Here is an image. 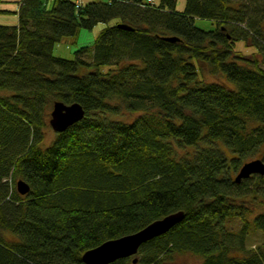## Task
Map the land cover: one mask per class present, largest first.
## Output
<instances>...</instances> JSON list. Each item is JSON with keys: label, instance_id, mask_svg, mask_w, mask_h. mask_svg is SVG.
<instances>
[{"label": "trees", "instance_id": "trees-1", "mask_svg": "<svg viewBox=\"0 0 264 264\" xmlns=\"http://www.w3.org/2000/svg\"><path fill=\"white\" fill-rule=\"evenodd\" d=\"M144 2L19 0L17 25H0V264H84L85 250L178 210L179 223L109 264L186 253L200 264H264V213L248 219L242 203L264 200V175H230L264 161V5ZM111 20L74 59L53 55L56 42ZM238 40L255 51L237 50ZM55 100L85 114L45 143ZM123 112L138 115L114 117ZM235 218L237 230L227 225ZM250 230L263 237L246 248Z\"/></svg>", "mask_w": 264, "mask_h": 264}, {"label": "water", "instance_id": "water-1", "mask_svg": "<svg viewBox=\"0 0 264 264\" xmlns=\"http://www.w3.org/2000/svg\"><path fill=\"white\" fill-rule=\"evenodd\" d=\"M117 27L123 29H132L131 26L119 22ZM168 41H175L177 36H167ZM85 111L79 102L64 103L61 100H55L52 103L48 123L54 132H62L70 125L80 121L84 117ZM253 174L264 175V161L260 158L251 159L243 162L238 168L234 181L248 178ZM16 190L19 194H25L29 191V185L22 179L16 181ZM184 217L183 210H178L158 218L141 229L102 242L101 244L85 250L81 255L84 264H109L117 259L131 257L136 255L141 244L152 238L166 233L170 228L179 223ZM134 257L132 262L135 263Z\"/></svg>", "mask_w": 264, "mask_h": 264}, {"label": "rangeland", "instance_id": "rangeland-1", "mask_svg": "<svg viewBox=\"0 0 264 264\" xmlns=\"http://www.w3.org/2000/svg\"><path fill=\"white\" fill-rule=\"evenodd\" d=\"M19 0H1L0 1V25H8V26H14L17 25V8ZM91 1H106V0H91ZM155 2H159V0H154ZM186 0H176L175 9L176 11H183L185 6ZM237 1V0H236ZM245 2H248L247 0H244ZM249 3V2H248ZM261 6L264 5V0H260ZM250 5V3H249ZM255 19V18H254ZM254 19L251 21L253 25L255 24ZM114 20H111L107 23L99 22L95 24L91 29H85L81 28L76 40H72L70 38L62 39L59 42H56L53 46V55L55 57H60L64 59H74V51L79 49L82 46H89L93 43L96 36L99 34V32L106 26L114 24ZM194 25L204 29V30H211L214 29L215 25L214 23L209 19H202V18H195ZM235 48L237 50H240L244 54H251L255 51V48L253 46H248L245 44L244 41L238 40L235 42ZM258 58H261L259 54L256 55ZM81 57L86 60H91V55L89 52H84L81 54ZM264 67V62L261 64ZM106 66H103L102 69H105ZM205 79L210 80L212 77L209 73L205 71ZM138 113H126L123 112L117 116H114L115 118H118L123 121H132L134 117H136ZM54 135V131L52 130L51 126L48 125V127L45 129V143H47ZM218 147L222 149L226 156L228 158L232 157V153L228 151L227 147L223 145L222 143L218 144ZM186 150H190V148H183V149H177L178 155H183ZM239 168V167H238ZM238 168L235 170V172H232V169L230 170V175L233 177L238 170ZM250 198H247V201L242 202L245 206H247L250 209V212H246L245 217L248 219H252L254 216H256L259 213H264V200L259 198L255 201L248 202ZM242 222L239 220V218L230 219L227 222V225L230 229L237 230L241 227ZM263 234L259 230H250L249 234L246 238V248H253L255 245L259 244L262 241ZM201 260L199 256L193 255L190 253L186 254H180L176 256L171 264H200Z\"/></svg>", "mask_w": 264, "mask_h": 264}, {"label": "built area", "instance_id": "built-area-1", "mask_svg": "<svg viewBox=\"0 0 264 264\" xmlns=\"http://www.w3.org/2000/svg\"><path fill=\"white\" fill-rule=\"evenodd\" d=\"M47 1H52V0H47ZM71 1H72V3H74L76 8H79L84 3V0H71ZM151 2H152V0H146L145 3H142V6H144L147 3H151Z\"/></svg>", "mask_w": 264, "mask_h": 264}, {"label": "flooded vegetation", "instance_id": "flooded-vegetation-1", "mask_svg": "<svg viewBox=\"0 0 264 264\" xmlns=\"http://www.w3.org/2000/svg\"><path fill=\"white\" fill-rule=\"evenodd\" d=\"M233 172H235V171H233Z\"/></svg>", "mask_w": 264, "mask_h": 264}]
</instances>
